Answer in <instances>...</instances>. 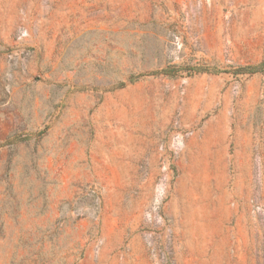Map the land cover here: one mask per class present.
<instances>
[{
    "label": "rangeland",
    "instance_id": "obj_1",
    "mask_svg": "<svg viewBox=\"0 0 264 264\" xmlns=\"http://www.w3.org/2000/svg\"><path fill=\"white\" fill-rule=\"evenodd\" d=\"M0 264H264V0H0Z\"/></svg>",
    "mask_w": 264,
    "mask_h": 264
},
{
    "label": "built area",
    "instance_id": "obj_2",
    "mask_svg": "<svg viewBox=\"0 0 264 264\" xmlns=\"http://www.w3.org/2000/svg\"><path fill=\"white\" fill-rule=\"evenodd\" d=\"M29 36V29L25 22H20L17 27V31L15 33V42L19 44L20 42L26 40ZM25 54V50L22 48L21 50H13L10 54V57L14 55L22 56Z\"/></svg>",
    "mask_w": 264,
    "mask_h": 264
}]
</instances>
